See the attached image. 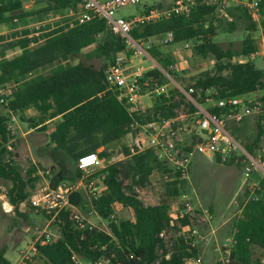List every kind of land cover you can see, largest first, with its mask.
<instances>
[{
	"label": "trees",
	"instance_id": "1",
	"mask_svg": "<svg viewBox=\"0 0 264 264\" xmlns=\"http://www.w3.org/2000/svg\"><path fill=\"white\" fill-rule=\"evenodd\" d=\"M38 1L46 3L45 6L26 10L25 0H0V24L12 23L15 18L21 19L41 11L77 9L82 2ZM219 4V1L197 0L189 14L158 21L145 20L137 23L131 31L139 43L172 31L174 37L166 44L188 42L195 54L213 57L215 65L212 69L201 71L190 85L181 83V87L188 89L193 86V98L210 106L214 112L224 108L211 106L212 100L264 91V68L249 58L258 50L255 38L248 34L242 40L240 50L225 48L215 39L220 28L216 17ZM259 10L264 31V0H259ZM226 12L230 20L223 19L227 21L228 31L236 28L238 17L248 21V30L258 26L251 14L239 5L227 7ZM30 33L27 29L23 35L13 33V39L1 51L0 90H9L0 92V180L7 184L6 194L15 211L26 216L27 213L20 212L25 204L43 213L59 228V234L53 241L38 243V258L45 264H76L77 258L93 264L100 261L102 264H186L187 259L201 256L198 237L190 230H182V226L190 223L189 215L176 218L170 211V204L154 201L140 193V188L151 184L152 173L158 171L166 177V195L182 196L185 181L179 174L160 160L152 147L140 150L124 144L119 152L124 157L120 160L111 157L116 141L135 134L146 123L175 117L180 109L194 113L198 108L181 88L173 85L162 95L152 94V104L147 108L129 112L117 100L115 93L107 88L105 74L119 53L125 52L130 56L133 50L128 48L124 38L110 29L105 17L96 16L72 27H57L38 36ZM91 46L95 47L84 51ZM160 46L152 43L145 48L161 66L167 68L173 59ZM79 53H85L87 58L105 59L99 67L82 60L72 63L70 59ZM239 56L248 58L235 59ZM47 67L51 68L48 74L30 77V74ZM170 73L178 79L176 74ZM140 81H148L147 88L153 89L156 83H169V78L155 67L147 70ZM2 97L5 102H1ZM259 98L264 99V95ZM28 108H34L38 114L27 118L23 113ZM10 111L19 114L22 120H30L32 127L38 126L43 131L48 129L46 121L57 119L54 129L48 134L47 147L50 149L46 152L59 166V171L54 172L50 179L54 187L68 180L77 182L84 173L77 164L79 156L104 146L98 152L101 157H106L107 164L90 176L101 177L103 188L99 193H90L88 210L104 219L107 228L88 221L81 225L72 205L57 212L31 204L32 188L39 179L38 167L32 164L24 174L15 162L14 153L9 149L14 136L8 128ZM263 121L264 114H258L256 135L251 142L244 144L254 156L263 141ZM58 149L63 150L60 156ZM259 155L264 157L262 150ZM234 159L240 160L242 156L232 157L227 162ZM124 176L130 178L129 183H125ZM70 202L82 205L80 191H72ZM237 204L239 212L230 224V255L223 257L228 258L227 264H262L260 259L252 263V255L253 247L264 248V176L254 187H245L237 196ZM119 210L126 214L119 213ZM5 253L6 249L1 248L0 264H13ZM33 260L24 264H36Z\"/></svg>",
	"mask_w": 264,
	"mask_h": 264
},
{
	"label": "rangeland",
	"instance_id": "2",
	"mask_svg": "<svg viewBox=\"0 0 264 264\" xmlns=\"http://www.w3.org/2000/svg\"><path fill=\"white\" fill-rule=\"evenodd\" d=\"M25 1V5L30 9L38 10L46 4L44 2H39L38 0ZM164 1L169 3L172 0ZM219 2L220 4L216 17L218 18L220 28L215 39L225 48L231 47L235 50H240L242 40L248 34L252 35L256 40L258 50L257 53H254V56L251 55L249 58L254 60L258 66L264 68L263 34L262 26H260L261 18L257 20L258 26L256 29L248 30V21L244 17H238L236 28L233 31H228L226 28L227 21L223 19V17H226L230 20V16L226 12L227 7H236L238 5L242 9L243 7L239 2L234 0H227L224 2L219 0ZM158 3H160L158 0L149 1V4ZM146 7L147 5L120 8L117 11V15L128 16L133 13L142 12ZM71 18L72 16L69 15L68 8L62 11H41L18 19L17 21H13L12 23L0 24V34L7 33L11 36L18 31H21V34H24V31L27 29L32 33L31 36H38L42 35L43 32H40L39 34H35L34 32L51 27V22L55 21L53 24L54 28L67 27L69 26L68 21ZM164 39L165 35L158 38H151L147 41L144 40L141 44L144 48L152 43L160 44L162 51L173 59L168 64L167 68L162 66V68L167 69L170 74L167 90L173 85L181 86V83L184 85H190L193 79L201 71L212 69L214 67L215 59L213 57L205 58L202 55H197L193 52L191 45L187 47L185 43L182 42L178 44H166ZM5 44L6 43L3 44V47H5ZM94 47L95 46L88 47L84 51H90ZM127 56L128 55L125 52L119 53L116 56V59L118 57L125 59ZM237 58L246 60L248 57H235V59ZM104 59L101 57L87 58L85 53H79L74 55L70 61L72 63H77L82 60L99 67L103 64ZM136 61H140L146 67L156 65V61L152 58L147 49L145 55L137 58ZM171 63H174L176 70H170ZM50 70V67L38 70L30 74V77L35 78L41 74H48ZM170 72L176 74L178 79H176ZM4 89L9 90L8 88ZM0 92L3 93L4 90L1 89ZM178 112H182V109L178 110ZM27 127L26 124L19 121V127L14 133L9 149L13 151L14 160L20 167L22 173L25 174L32 164H35L38 167L39 179L32 188L33 195L45 181H50L49 179L54 175V172L59 171V166L55 163L50 154L42 153L40 152L41 149H39L42 144L47 143L49 132L38 129L33 134H29V136H23V132L26 131ZM230 129L243 145L246 142H251L256 135V126L253 132L242 124H232ZM49 131H51L50 128ZM124 144L129 145L132 148L136 147L140 150L144 149L147 143L146 134L143 128L138 130L135 134H128L121 140L115 142V145L112 147L113 150L111 151V157L113 160H120L124 157L122 153H119ZM139 144L141 145V148L139 147ZM262 148H264V140L261 143V148L258 150L256 157L259 156ZM102 149L103 148L100 147L98 148V151H101ZM46 150L48 151L47 146ZM57 151L59 156L63 152L61 149H58ZM243 167L244 164L241 160L237 161L234 159L232 162L220 159L215 160L197 152L192 157L190 179L184 184L185 193L182 196L171 198L166 195V177L158 171L152 173L151 184L147 187L140 188V193L142 196L152 198L154 201L170 204V211L173 215H176L178 209L184 206V201L189 199L193 207H195V225L194 223H192V225L193 227L198 228L199 234L197 237L201 248L202 262L203 264H218L220 257L223 255H230V245L232 243L230 224L233 217L239 212L237 196L244 191L246 186L254 187L264 175L262 171L263 169L253 166V171L249 180L247 183H244V175L242 173ZM87 179L88 177L82 181V184L78 183L79 180L75 183L68 180L59 183L57 187L52 186L51 183L50 186L52 188L61 187L63 189L71 186L72 189L70 190L69 198L71 197L72 191H80L82 205H76L75 203L72 204L76 213L81 219H83V221H88L102 228H107V222L104 219L99 217L95 212L88 210L90 193L94 191L87 186ZM124 181L125 183H129L130 178H125L124 176ZM6 191V182L0 180V249H7L6 256L14 262L13 264H18L21 258L20 251L22 248L30 245L37 236L41 235L42 237L46 232L59 234V228L43 213L36 212L31 207H27V205H22L20 208L21 213H27L26 216L15 211L13 205L9 202L8 196H6L7 194H4ZM82 206H84V208ZM119 213L126 214V212L122 210H119ZM169 235H173V232H169ZM261 258H264V248L253 247L252 263ZM33 262L36 264H45L44 261L38 258V256L34 258Z\"/></svg>",
	"mask_w": 264,
	"mask_h": 264
},
{
	"label": "built area",
	"instance_id": "3",
	"mask_svg": "<svg viewBox=\"0 0 264 264\" xmlns=\"http://www.w3.org/2000/svg\"><path fill=\"white\" fill-rule=\"evenodd\" d=\"M149 1L151 0H82L77 9L68 8L69 15L72 16L68 21L69 26L72 27L76 24L90 21L96 16L105 17L110 29L124 38L128 48L133 50V53L125 59L118 57L115 62L109 64L105 74L107 88L115 93L117 100L123 103L131 113L147 108L143 100L144 95H162L167 92L168 88V83H156L155 87L150 89L147 88L149 85L148 81H144L143 83L140 81L147 70L158 66L151 65L150 67H146L140 61H136L137 58L145 55L146 49L132 37L131 31L133 27L145 20L158 21L174 15L189 14L197 4V0H172L169 3L164 2V0H158V2L162 3L159 6L157 4H149ZM216 1L219 0H206L208 3ZM234 1L239 2L251 14L253 20L257 21L261 18L259 0ZM141 5H149L150 7L147 10L145 9L142 12L133 13L128 16L117 15V11L120 8ZM17 20L18 18L14 19V21ZM262 34V42L264 43L263 29ZM173 37V32L168 31L165 34L164 42L169 43ZM12 39V35L9 36L8 34H5V37L0 39V60L3 58L1 53L3 44ZM185 45L189 47L190 43L186 42ZM251 55L254 56V53ZM159 69L168 78L170 77L167 69ZM170 70H176L174 63L170 64ZM178 87L181 88L180 85ZM181 89L198 108V111L194 113L182 111L170 119H160L146 123L143 126V130L146 134L147 145L144 148L152 147L157 157L169 164L174 169V173H178L179 177L185 182L190 179L191 160L197 152L208 158L223 161L232 157L242 156L240 160L244 164L242 170L244 183H247L249 180L253 166L263 169L264 174V157L262 155L256 157L249 153L230 129L232 123L239 124L247 116L264 114V99L240 100L236 97H230L216 101L212 100L211 106L224 108L219 112H214L210 110V106L203 105L193 98L191 94L194 92L193 86L188 87V89ZM3 90V93L8 92V90ZM1 102H5L3 97L1 98ZM11 120L12 122L15 121L14 115L11 116ZM12 122L8 121L10 131L14 129ZM262 151L264 153V148H262ZM236 160L238 161L239 159ZM77 164L84 172L78 183L82 184V181L88 177L87 186L92 191L99 193L103 188L102 178L99 176L90 178L98 168L104 167V160L99 155V152L91 151L83 153L79 156ZM71 189V186L65 189L61 187L52 188L50 181H45L38 191L32 195L30 201L36 207L48 211L56 210L58 212L60 209L72 205L69 198ZM4 194L6 195V192ZM194 210L195 207H193L189 199H186L184 206L180 207L174 216L177 218L189 215L190 223L182 226V230H190L193 235L197 236L199 234L198 228L192 225L195 217ZM75 217L83 225V219L77 213ZM57 236L58 234L52 232H46L42 237L41 235L37 236L30 245L25 246L20 251V264L32 261L37 256L39 252L38 243L44 244L53 241ZM220 261V264H227L228 258L222 256L220 257ZM102 263V261L99 262V264ZM76 264L93 263L77 258ZM186 264H203V262L201 257H191L187 259Z\"/></svg>",
	"mask_w": 264,
	"mask_h": 264
},
{
	"label": "crops",
	"instance_id": "4",
	"mask_svg": "<svg viewBox=\"0 0 264 264\" xmlns=\"http://www.w3.org/2000/svg\"><path fill=\"white\" fill-rule=\"evenodd\" d=\"M165 2V1H164ZM25 3H26V1H25ZM168 3V2H167ZM25 9L26 10H30V8H27V6L25 5ZM54 22L55 21H53V22H51V24H52V26L51 27H49V28H45V29H42V30H40V31H37V32H34L35 34H39L40 32L42 33V32H45V31H48V30H50V29H52V28H54V26H53V24H54ZM57 26H59V25H57ZM15 30H17V29H15ZM19 30V29H18ZM5 34H7V33H5ZM5 34H3V33H1L0 34V36H2V37H0V39L1 38H4L5 37ZM18 34L19 35H23V34H21V31H18ZM32 33H30V35H31ZM3 35H4V37H3ZM263 47H264V43H263ZM264 95V93H263V90H256V91H254V92H251V93H249V94H246V95H244V96H237L236 98H238V99H240V100H253V99H257V98H259L260 96H263ZM143 100H144V102H145V104H146V106L148 107V106H150L151 104H152V100H151V95H149V94H146V95H144V97H143ZM24 114V116H26L27 118H30V117H34V116H36L37 114H38V112L34 109V108H28L27 110H25V112L23 113ZM12 115H14L15 116V121H13L12 122V120H11V116ZM256 118H257V115H250V116H247L246 118H245V120L244 121H242L241 123H239V124H233V125H244L245 127H248L249 128V130L251 131V132H253L254 130H255V126H256ZM9 122H12V124H13V126H14V129L12 130V134L14 135V133L16 132V130H17V128L19 127V121H22V123L23 124H26V126H28L27 127V129H26V131L25 132H23V136H26V135H28L29 136V134H33L35 131H37L39 128H38V126L37 127H32L31 125H32V123H31V121L30 120H27V121H25V120H22L21 118H20V115L19 114H17V113H15V112H9V120H8ZM56 121H57V119H50V120H48V121H46V125H48V129L46 130V132H51L53 129H54V127H55V123H56ZM231 124V125H232ZM49 128H50V130L51 131H49ZM40 130V129H39ZM14 137V136H13ZM13 140V138L11 139V141ZM263 140H264V136H263ZM47 144H48V141H47V143H45V144H42L41 146H40V148L39 149H41L40 150V152H42V153H46L47 152V150H46V146H47ZM86 145H84L83 146V148L85 147ZM103 149H104V146H101ZM49 148V147H48ZM103 158V160H104V167L106 166V164H107V159H106V157H102ZM103 168V167H102ZM98 169H101V168H98ZM97 169V170H98ZM39 172V171H38ZM101 178V177H100ZM50 180V179H49ZM169 197V196H168ZM172 198V197H171ZM12 205V204H11ZM25 205V204H24ZM214 217V216H213ZM212 217V218H213ZM211 221V220H210ZM6 251H7V249H6ZM5 255H6V253H5ZM7 257V256H6ZM199 257H201V259H202V256H199ZM8 258V257H7ZM9 259V258H8ZM261 260V262H262V264H264V258H261L260 259ZM20 261H21V258H20ZM20 261H19V263L18 264H20ZM254 261V260H253ZM12 263H14V262H12Z\"/></svg>",
	"mask_w": 264,
	"mask_h": 264
},
{
	"label": "water",
	"instance_id": "5",
	"mask_svg": "<svg viewBox=\"0 0 264 264\" xmlns=\"http://www.w3.org/2000/svg\"><path fill=\"white\" fill-rule=\"evenodd\" d=\"M153 58V57H152ZM154 59V58H153ZM155 60V59H154ZM156 61V60H155ZM156 65L159 67V68H162L161 65L156 61Z\"/></svg>",
	"mask_w": 264,
	"mask_h": 264
}]
</instances>
